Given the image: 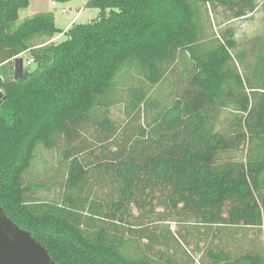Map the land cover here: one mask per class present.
<instances>
[{
	"label": "trees",
	"instance_id": "1",
	"mask_svg": "<svg viewBox=\"0 0 264 264\" xmlns=\"http://www.w3.org/2000/svg\"><path fill=\"white\" fill-rule=\"evenodd\" d=\"M30 1L0 0L6 215L56 264H183L167 251L195 235L207 245L189 264H264L258 238L239 252L264 220V39L256 86L211 19L251 18L258 0H85L97 15L66 29L51 11L15 24ZM39 145L54 164L33 169Z\"/></svg>",
	"mask_w": 264,
	"mask_h": 264
},
{
	"label": "rangeland",
	"instance_id": "2",
	"mask_svg": "<svg viewBox=\"0 0 264 264\" xmlns=\"http://www.w3.org/2000/svg\"><path fill=\"white\" fill-rule=\"evenodd\" d=\"M257 2V9L251 16V18L247 17L227 20L225 9L222 6H217L211 13V19L214 23V34L216 36H219L221 34V31L225 32L230 30L234 33V38L237 41L238 49H242L247 52V57L244 60V63L242 65L239 63L238 68L244 74V76H246L247 79H249L250 82L256 86L258 85V83H262L259 75L261 71V63L258 60L257 56L258 54H260L259 50L263 44L264 39V0H258ZM60 8H64L65 12L62 13L60 11ZM47 9L53 13L55 25L59 29H64L69 23L72 22H87L97 15V9H89L85 7V0H71L66 3H57L56 6H51L49 4V0H31L28 7L19 10L18 19L16 20L15 24H19L25 18L32 17L33 15L41 11H48ZM54 39H63V36L56 35ZM25 56L26 55H23V57ZM133 76L134 70L130 68L126 69L122 75V77L127 83L133 78ZM112 114L117 116V110H112ZM230 116V113L223 114L221 115V120H223V118H229ZM234 155L238 158L241 157L240 153H235ZM36 157L37 158L33 169H36V166L40 162L45 163L47 165L54 164V151L48 150L42 145H39L37 147ZM41 195L43 197H52V195H48L45 192H42ZM262 223V233L260 235H258L254 228H248L246 235L247 238H245L244 241L241 242L242 246L239 251L241 254L245 251L251 250V246L256 245L250 241V239L252 238H258L259 240H261L264 247V220ZM175 226L176 225L173 222L169 221L158 224L156 230L158 232H161L163 228H169L170 230H174ZM189 230L190 229H187V232H191ZM242 230L244 231L243 228ZM192 234L194 235V233ZM240 235V232L237 233L235 238H240ZM202 238L204 239V237ZM196 239L197 236L195 235V239L193 236V239L189 241V245H185L184 247V245L181 244L182 248H180L181 246L177 247L176 244H173L175 249H172V244H170L171 249L166 248L168 249L167 252L170 253L173 251L171 256H173L176 259V262L178 263L189 264L187 262L188 258H190V260L194 261L195 263L201 262L200 258H202V250L207 245V242L203 241L202 239H199L196 242ZM164 242L166 243V241H162V244H164ZM196 244H198V249L197 247H195ZM213 244H217V239H214ZM234 245V242H230L226 246V249L233 250ZM159 247H161L160 249L162 250L165 249L161 244L158 245L156 248Z\"/></svg>",
	"mask_w": 264,
	"mask_h": 264
},
{
	"label": "water",
	"instance_id": "3",
	"mask_svg": "<svg viewBox=\"0 0 264 264\" xmlns=\"http://www.w3.org/2000/svg\"><path fill=\"white\" fill-rule=\"evenodd\" d=\"M0 264H56L45 246L9 218L1 206Z\"/></svg>",
	"mask_w": 264,
	"mask_h": 264
},
{
	"label": "built area",
	"instance_id": "4",
	"mask_svg": "<svg viewBox=\"0 0 264 264\" xmlns=\"http://www.w3.org/2000/svg\"><path fill=\"white\" fill-rule=\"evenodd\" d=\"M50 5H51V6H56L57 4H56L54 1H50ZM60 11H61L62 13H64V12H65V9H64V8H60ZM32 63H33V58H28V59H26V61H25V64H26L27 66L31 65Z\"/></svg>",
	"mask_w": 264,
	"mask_h": 264
},
{
	"label": "crops",
	"instance_id": "5",
	"mask_svg": "<svg viewBox=\"0 0 264 264\" xmlns=\"http://www.w3.org/2000/svg\"><path fill=\"white\" fill-rule=\"evenodd\" d=\"M50 1H51V0H49V4H50ZM29 4H30V3H29ZM47 10H48V9H47ZM48 11H49V10H48ZM41 12H45V11H41ZM70 24H71V23H69L67 26H69ZM67 26H66V27H67ZM66 27H65V28H66Z\"/></svg>",
	"mask_w": 264,
	"mask_h": 264
}]
</instances>
